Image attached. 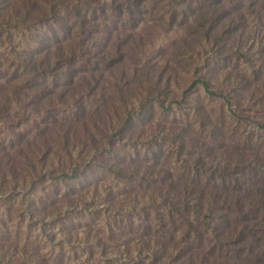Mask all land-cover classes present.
I'll return each mask as SVG.
<instances>
[{"label": "rangeland", "instance_id": "1", "mask_svg": "<svg viewBox=\"0 0 264 264\" xmlns=\"http://www.w3.org/2000/svg\"><path fill=\"white\" fill-rule=\"evenodd\" d=\"M258 1L0 0V264L230 261L208 196L262 220Z\"/></svg>", "mask_w": 264, "mask_h": 264}, {"label": "trees", "instance_id": "2", "mask_svg": "<svg viewBox=\"0 0 264 264\" xmlns=\"http://www.w3.org/2000/svg\"><path fill=\"white\" fill-rule=\"evenodd\" d=\"M137 0H135L136 2ZM251 1L252 6L254 4L259 3L258 0H249ZM128 2V1H127ZM259 5V4H258ZM135 6V5H134ZM260 9L264 7V5H259ZM264 11V9H261ZM248 13H250L248 11ZM211 16H213L211 14ZM210 22V21H209ZM29 69L32 70L33 74L36 72H41L38 71L36 64L31 62L29 65H27ZM200 84L204 91L207 94H212L208 90V86L205 83V81L200 80V81H194V84ZM118 90H116L117 92ZM107 105V104H106ZM89 120H93L90 122H98L97 119H92L90 117ZM84 121V123L88 122V120ZM129 119V116L127 117V120ZM92 149L96 148V144L91 146ZM25 159L26 157L23 156ZM150 176V175H149ZM159 177V176H158ZM158 177H153V181L157 182H164L165 187L167 189H171L173 186V182L171 183L170 178L171 176L164 175L162 178ZM184 185V184H182ZM187 192H182L183 194L181 195V204L178 203H171L168 202L167 200H163L161 204L163 205L164 208H170L171 210L179 208L183 209L185 207H188V200L191 196H203L205 197L206 195L203 193H200V191H197L196 189L189 188L186 190ZM211 201L212 206H233L235 213L237 214V220L236 221H231L229 220L226 216H222V224L223 227L218 230H213L210 229L211 233V238L213 242L216 243V247L218 249H223L224 257H228L230 261L227 263H224L222 259H219L216 264H264V203L263 204H258L257 206L261 209L262 213L260 215V218L262 219L261 221H257V216L254 214L252 211L244 212V208L237 202H232L231 199L227 194L223 195H209L208 196ZM181 205V206H180ZM207 225L209 223L206 222ZM189 227L191 230L195 229L192 227L191 224H189ZM145 233V232H144ZM109 239V237H108ZM98 245H100L101 250H105L106 246L104 247V243L102 240H98L96 242ZM214 248V247H213ZM214 248V250H215ZM238 252L241 253L238 255ZM207 255H211V253H208Z\"/></svg>", "mask_w": 264, "mask_h": 264}]
</instances>
